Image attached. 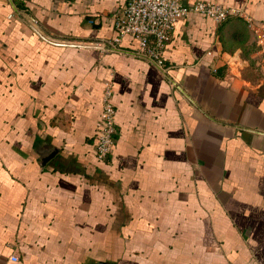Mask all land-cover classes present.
<instances>
[{
    "label": "crops",
    "instance_id": "obj_1",
    "mask_svg": "<svg viewBox=\"0 0 264 264\" xmlns=\"http://www.w3.org/2000/svg\"><path fill=\"white\" fill-rule=\"evenodd\" d=\"M209 1L238 12L177 19L162 72L126 0H0V264H264V0Z\"/></svg>",
    "mask_w": 264,
    "mask_h": 264
},
{
    "label": "built area",
    "instance_id": "obj_2",
    "mask_svg": "<svg viewBox=\"0 0 264 264\" xmlns=\"http://www.w3.org/2000/svg\"><path fill=\"white\" fill-rule=\"evenodd\" d=\"M191 11L220 22L232 14H237L238 9L209 0H194L190 4L184 3L183 0H126L120 9L111 13L113 28L116 31L114 40H118L123 34L130 35L137 43L133 53L147 58L164 72L165 65L161 53L171 35L174 22ZM29 22L37 29L35 19L31 18ZM111 94V80L107 79L103 82L100 118L94 133V155L100 161H107L116 132L115 108Z\"/></svg>",
    "mask_w": 264,
    "mask_h": 264
},
{
    "label": "water",
    "instance_id": "obj_3",
    "mask_svg": "<svg viewBox=\"0 0 264 264\" xmlns=\"http://www.w3.org/2000/svg\"><path fill=\"white\" fill-rule=\"evenodd\" d=\"M49 156V155H48ZM48 156L45 154V155H43L41 158H42V162L43 161H45V159H47L48 158Z\"/></svg>",
    "mask_w": 264,
    "mask_h": 264
}]
</instances>
